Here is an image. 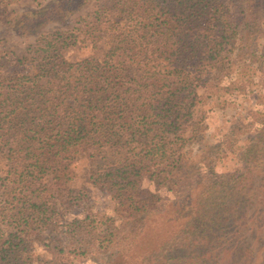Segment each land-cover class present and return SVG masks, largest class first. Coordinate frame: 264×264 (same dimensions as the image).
I'll return each mask as SVG.
<instances>
[{
  "label": "trees",
  "instance_id": "1",
  "mask_svg": "<svg viewBox=\"0 0 264 264\" xmlns=\"http://www.w3.org/2000/svg\"><path fill=\"white\" fill-rule=\"evenodd\" d=\"M78 30L30 46L31 59L18 60L28 64L25 73L0 74V165L6 180L18 184L7 187L8 197L42 186L69 210L77 200L67 189L75 181L72 166L89 154L105 162L92 183L106 191L120 218L117 227L106 221L114 260L219 264L215 238L236 220L231 212L241 211L253 158L246 156L247 173L236 179L217 175L209 157H189L193 145L210 147L208 126L195 119L197 90L211 88L214 71L228 77L238 59L257 63L264 0H102ZM72 47L90 54L73 61ZM262 107L250 118L259 145ZM246 152L254 156L252 148Z\"/></svg>",
  "mask_w": 264,
  "mask_h": 264
},
{
  "label": "rangeland",
  "instance_id": "2",
  "mask_svg": "<svg viewBox=\"0 0 264 264\" xmlns=\"http://www.w3.org/2000/svg\"><path fill=\"white\" fill-rule=\"evenodd\" d=\"M99 3L102 0H0V74L13 77L25 73L28 64L19 66L18 60L31 59L30 46L57 33L78 34ZM258 46L257 63L248 56L238 59L230 67L228 77L214 71L211 88L197 90L200 103L195 119H203L208 126L210 147L193 145L189 157L194 161L209 157L215 161L217 175H233L236 179L247 173L246 156L249 155L247 160L253 158V166L241 186V211L231 212L237 221L215 238H219L214 242L219 264H264V150L256 151L264 148V143L259 145L260 141L255 140L256 126L250 119L264 104V43L260 41ZM77 48L68 52L69 59L80 61L90 54L88 48ZM237 52L233 49L230 53L232 60L237 58ZM250 123L254 127L245 128ZM247 148L253 149L254 156L246 152ZM222 150L227 151L226 155L221 154ZM88 155L78 158L72 166L75 181L67 189L77 192V200L69 210L58 200L48 198L42 186L29 187L23 196L16 193L8 197L7 187L18 184L6 180V167L0 165V264H122L114 260L113 246L105 236L108 219L113 226L120 223L115 204L106 191L92 183V178L102 174L106 165ZM233 180L231 187L236 183ZM46 187L48 191L49 185ZM222 201L217 200V204ZM44 208H48L47 212L39 214ZM54 211L62 213L61 219L53 217ZM23 212L25 220L21 217ZM159 217L155 215V223ZM218 218L217 212L213 220L218 222ZM26 233L31 235L30 239L20 243V237Z\"/></svg>",
  "mask_w": 264,
  "mask_h": 264
}]
</instances>
